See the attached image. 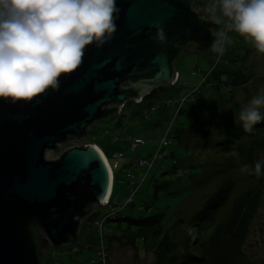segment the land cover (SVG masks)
Returning a JSON list of instances; mask_svg holds the SVG:
<instances>
[{"label": "water", "instance_id": "95a60500", "mask_svg": "<svg viewBox=\"0 0 264 264\" xmlns=\"http://www.w3.org/2000/svg\"><path fill=\"white\" fill-rule=\"evenodd\" d=\"M116 2L111 40L89 46L58 91L15 104L0 98V264H42V243H76L81 220L107 194L109 170L92 144L54 160L45 152L80 141L90 125L118 115L126 102L172 86L173 61L182 52L211 49L217 24L202 19V4L195 12L193 0Z\"/></svg>", "mask_w": 264, "mask_h": 264}, {"label": "trees", "instance_id": "16d2710c", "mask_svg": "<svg viewBox=\"0 0 264 264\" xmlns=\"http://www.w3.org/2000/svg\"><path fill=\"white\" fill-rule=\"evenodd\" d=\"M249 52L250 50L245 51L238 61L234 59L228 62L229 65L233 64L231 67L225 66L224 63L216 67L206 81L209 89H205L206 84H203V80L199 86L204 89L194 91L192 99L186 98L185 103L177 106L175 118H178L179 122L175 123V119L169 120L172 124L169 123L170 142L166 147L173 143V139L183 151L179 155L170 151L169 155L161 158L170 156L172 162L160 174L161 177L164 176L163 179H152L153 195L159 190L165 192V196H175L184 192L179 204L191 199L195 201V198L202 200L195 205L189 216L182 218L179 215L172 223L171 228H178L181 234L178 242L169 239L171 236L167 229L164 230L165 220L160 212L135 218L116 217L109 221L117 223L113 225L117 230L113 235L116 239L121 235L129 236L134 247L137 242L143 246L149 242L155 243L152 251L155 256L154 264L247 263L243 246L250 223L259 209L264 185V175L257 176L254 173L255 154L264 148V121L254 125L251 132H245L242 125L233 122L232 112L235 111V116L238 117L239 108L237 109L232 101L235 90L233 88H243L251 81V74L245 73L237 63L244 60ZM224 84H228L231 90L224 92L221 89ZM160 89L152 90L138 104L144 105V109L154 110V104L159 102L158 99L155 101V98ZM129 103L125 105L128 106ZM226 103L227 105L231 103V107L227 108ZM228 111L232 117L227 115ZM139 113L140 110L134 112L136 115H140ZM157 123L159 122H154ZM198 134H202L204 138H196ZM192 138L193 145H196L198 140L196 146L199 149L195 150L188 146ZM201 139L203 142H200ZM201 152H204L205 156L210 155L212 161L210 163L201 161L199 157ZM182 162L185 163L184 166L180 164ZM238 163L244 167L250 166L247 169L248 181L242 179L236 171ZM205 180L208 182L202 183ZM183 184L185 190L174 189ZM199 185L206 187L200 192L196 190ZM96 215L94 213L88 219H95ZM102 238L104 244V236Z\"/></svg>", "mask_w": 264, "mask_h": 264}, {"label": "rangeland", "instance_id": "374dc122", "mask_svg": "<svg viewBox=\"0 0 264 264\" xmlns=\"http://www.w3.org/2000/svg\"><path fill=\"white\" fill-rule=\"evenodd\" d=\"M200 1L206 8L213 2V0ZM202 19L207 20L204 18ZM221 27L222 25L217 24V26L212 29V33L219 31ZM228 35L231 40L225 44V51L222 56H218L217 53L209 49L205 52H182L178 58L173 61V68L177 74V81L172 86L161 88L157 91L155 101L158 99L159 102L154 104V110L150 108L144 109V105L130 102L128 106L125 105L121 109L118 115L96 121L89 126L88 134L81 142L88 145L97 144L106 154L110 165H113L114 162L118 163V167L114 168L112 171L114 187L112 190V198L110 199V206L119 205L120 207L130 193L128 184L133 181L139 182L143 178L145 168L139 166L135 167L133 161L151 158L159 144L160 137L169 126V120L175 119V123L179 122V119L175 118V110L180 100L184 97L192 99L194 91L198 89L203 90L204 88L201 89V86H199L203 80V84H206L205 89H209V84L206 82L208 75L220 64L224 63L225 66L231 67L233 64L229 65L227 64L228 62L234 59L238 61L239 57L242 56L245 51L250 50L244 60H239V62H237L245 73L249 72L252 76L251 81L243 88H233L235 90L232 103L236 104V108H239V112L241 107L247 104L253 96L264 92V53L257 50L251 38L241 36L235 31L229 32ZM121 87L125 88V85H121ZM221 89L224 90V92L231 90L228 84H224ZM225 105L227 108H230L232 104L228 103L227 105L226 103ZM137 110H140V115L134 114ZM144 111H147V113H144ZM262 111H264V109H262ZM226 113H228L227 115H229V117H232L234 113L233 122L241 125L239 118L235 116V111H233L232 114L229 111ZM155 121L159 123L154 124ZM197 137L204 138L202 134H198L196 138ZM132 139H142L143 144H139L135 150H132ZM193 139L194 138L189 141L188 146L195 150L199 149L196 146L197 143H199L198 140L196 145H193ZM172 142L173 143L168 147L164 148L167 154L170 151L177 153L176 155H179L180 152L182 153L183 150H181L178 143L173 139ZM200 142H203V139H201ZM73 144L75 143L69 142L68 144L60 145L54 150L49 149L45 152L44 158L47 160H54L67 149L76 146ZM119 155H121V157H119ZM199 157L201 161L205 160L209 163L212 161L211 156H205L204 152H201ZM258 160H264L263 151H258L255 154V161ZM171 162L172 159L170 156H167L165 159L157 160L150 167L146 178H143V183L136 189L132 203L122 208L120 213L115 217L121 218L129 216L135 218L137 216H147L160 212L163 214L165 220L164 230L167 229L171 236L169 239L178 242L181 238V234L178 228H171L172 223L179 215H181L182 218L189 216L195 205L202 200L201 198L197 200L195 198V201L191 199L190 201L179 204L184 192L175 196H165V192L163 193L162 190H159L156 191V195H153L152 179H163L164 176L161 177L160 174L171 165ZM188 163L189 162H187V164ZM180 164L183 166L185 165L184 162ZM236 171L242 179L249 180L247 176L248 170H245V167L241 163H238ZM206 182H208V180L202 183ZM199 187L200 185L197 186L196 190L201 192V189L205 188L206 185ZM174 189L181 191L186 188L183 184L174 187ZM109 209L110 207H101L99 205H94L92 207L93 213H89L79 224L76 243L62 245L60 247L51 246L48 242L45 244L42 243L40 249L42 251V264H154L155 256L152 251L155 243L149 242L146 246H143L140 242H137L136 247H134L129 236L121 235L119 239H116L113 235L116 234L115 231L117 230H115L114 226L117 223L114 222H109L110 224L107 223L106 232L101 234L104 236L105 245H103V249L105 248V253L102 258L99 257L97 252L101 250V242L99 233H97L94 228V222L96 218L108 212ZM94 213L97 214L96 218L88 219L92 217ZM111 225L114 226L110 228L109 226ZM107 229L109 231H107ZM108 236L111 237L108 238ZM179 250L181 251V245L179 246ZM243 251L247 258L246 264L263 263L264 185L261 190L259 209L250 223Z\"/></svg>", "mask_w": 264, "mask_h": 264}, {"label": "clouds", "instance_id": "9594fccd", "mask_svg": "<svg viewBox=\"0 0 264 264\" xmlns=\"http://www.w3.org/2000/svg\"><path fill=\"white\" fill-rule=\"evenodd\" d=\"M119 11L116 0H0V98L15 104L58 91L59 80L82 65L89 46L111 40ZM206 12L222 25L210 46L218 56L232 31L264 53V0H213ZM158 39H166L162 30ZM262 109L264 92L241 107L245 132L264 121ZM254 173L264 175V160L256 161Z\"/></svg>", "mask_w": 264, "mask_h": 264}, {"label": "built area", "instance_id": "2783aa9c", "mask_svg": "<svg viewBox=\"0 0 264 264\" xmlns=\"http://www.w3.org/2000/svg\"><path fill=\"white\" fill-rule=\"evenodd\" d=\"M204 18V17H202ZM205 19V18H204ZM187 97H184L180 100L179 102V107L182 105V103L186 100ZM172 124V122L170 123V125ZM170 126H168V128L164 131L163 135L160 137L159 139V144L155 150V152L152 154L151 158H146V159H137V160H134L133 161V165L135 167H142V168H145V172H144V175H143V178L144 176L146 175V172L149 170V168L159 159L163 158L166 154H167V151L166 149V146L169 144L170 142ZM82 141V140H81ZM81 141H77V140H74L73 142L75 144L73 145H79V146H86V144H83V142ZM80 142V144H79ZM139 144H143V141L142 140H138V139H134L132 140V143H131V149H135ZM120 157V155H119ZM105 160V163L109 169V171L111 170L108 163L106 162V159L104 158ZM117 164L114 163L112 165V168H116ZM143 178L139 181V182H130L128 184V187H129V190H130V193L129 195L127 196V198L125 199V201L123 202V204L119 207V206H111L110 209L108 210V212L104 213L102 216H100L98 219H96V221L94 222V228L96 230L97 233H99V236H100V242H101V250H99L97 252V254L99 255L100 258H102V256H104V253H105V248L103 249V243H102V240H103V236L101 235L102 233L106 232V224L109 220L115 218V216L120 213L121 209L124 208L127 204H129L131 201H132V197L135 195V191L136 189L139 187L140 183L143 181ZM101 206H108V203H107V200H104L103 203L101 204ZM98 250V248H97Z\"/></svg>", "mask_w": 264, "mask_h": 264}, {"label": "flooded vegetation", "instance_id": "af4514ba", "mask_svg": "<svg viewBox=\"0 0 264 264\" xmlns=\"http://www.w3.org/2000/svg\"><path fill=\"white\" fill-rule=\"evenodd\" d=\"M200 4H202L203 7H204V14H206L207 16H210V14H208V13L206 12V6H205L200 0H193V2H192V4H191V7H192V9H193L195 12H198L199 9H200ZM73 141H74V138H71V139H69V140L67 141V143H65V144H68L69 142H73Z\"/></svg>", "mask_w": 264, "mask_h": 264}, {"label": "bare ground", "instance_id": "6f19581e", "mask_svg": "<svg viewBox=\"0 0 264 264\" xmlns=\"http://www.w3.org/2000/svg\"><path fill=\"white\" fill-rule=\"evenodd\" d=\"M83 139V138H82ZM81 139V140H82ZM80 140V141H81ZM97 147V146H96ZM98 148V151L100 152V154L103 156V157H105L104 155H103V152L101 151V149L99 148V147H97ZM110 175V182H109V188H108V191H107V194H106V196H105V199H107V198H109L110 196H111V194H112V188H113V181H112V185H111V173L109 174Z\"/></svg>", "mask_w": 264, "mask_h": 264}]
</instances>
